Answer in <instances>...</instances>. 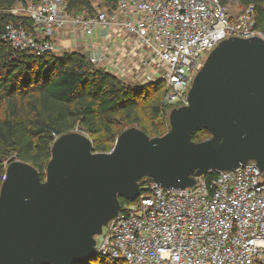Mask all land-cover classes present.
Masks as SVG:
<instances>
[{
    "label": "built area",
    "instance_id": "1",
    "mask_svg": "<svg viewBox=\"0 0 264 264\" xmlns=\"http://www.w3.org/2000/svg\"><path fill=\"white\" fill-rule=\"evenodd\" d=\"M230 1L235 8L219 0H89L76 10L66 0L17 2L8 11L34 29L10 23L3 39L39 55L59 50L60 34L80 46L81 31L91 64L127 69L124 80H161L172 101L185 102L204 53L229 37L264 39L253 8ZM212 172L184 189L140 191L102 227L96 254L125 264H264V172L253 160Z\"/></svg>",
    "mask_w": 264,
    "mask_h": 264
},
{
    "label": "water",
    "instance_id": "2",
    "mask_svg": "<svg viewBox=\"0 0 264 264\" xmlns=\"http://www.w3.org/2000/svg\"><path fill=\"white\" fill-rule=\"evenodd\" d=\"M168 123L155 137L129 127L108 152H95L82 131L64 133L53 142L43 180L31 164L8 162L0 185V264H75L95 256L94 237L117 215L118 197L136 198L143 177L184 189L250 160L264 172V39L220 41ZM200 128L210 137L195 142Z\"/></svg>",
    "mask_w": 264,
    "mask_h": 264
},
{
    "label": "trees",
    "instance_id": "3",
    "mask_svg": "<svg viewBox=\"0 0 264 264\" xmlns=\"http://www.w3.org/2000/svg\"><path fill=\"white\" fill-rule=\"evenodd\" d=\"M37 0H0V185L7 163L19 160L31 164L44 179L54 140L79 130L93 142L95 152H108L125 126L135 125L148 136H160L169 129L167 108L162 96L150 97L163 82L156 80L133 85L110 71L94 66L86 54L64 50L41 54L14 48L3 39L6 26L21 24L34 29L30 18L11 14L17 2ZM229 0H219L223 5ZM253 8L255 27L264 34V0H238ZM76 10L89 0H66ZM147 100V103L142 101ZM139 111L146 116L144 122ZM210 137L200 128L192 140ZM215 172L204 178L209 181ZM151 180H139L141 192L149 190ZM119 198L123 207L129 200ZM75 264H125L110 256H92Z\"/></svg>",
    "mask_w": 264,
    "mask_h": 264
},
{
    "label": "rangeland",
    "instance_id": "4",
    "mask_svg": "<svg viewBox=\"0 0 264 264\" xmlns=\"http://www.w3.org/2000/svg\"><path fill=\"white\" fill-rule=\"evenodd\" d=\"M228 3L231 4V6L233 8H235V3L233 1H228ZM19 5V4H18ZM77 37L78 38H82V41L85 43L86 41L84 39H87L85 36H83V33L81 31H77ZM57 43V45H55L59 50L55 51V53H60L61 51L65 50V47H67V50L68 51H77V52H80V53H83L85 54V48H84V45H80V46H74L73 45V42L71 40L69 41H64L63 43H60L58 42V40L54 39V43ZM64 45L65 47H62L61 46ZM99 44H102V43H99ZM207 53H204V56L205 58L207 57ZM113 74L116 75V73L114 72H111ZM157 80V79H156ZM155 80V81H156ZM126 82H129L130 84H133V85H142V84H146V83H149V82H153V81H148L147 79H140V78H130V79H126ZM155 96H162L163 98V102L164 103H167L169 105V108H167V114L169 113V111L172 109V108H175V107H179L181 105H183L185 102L183 100H179V101H172V99L169 98L170 96V89H168L167 87H165L164 83H163V86L160 88L159 91H156V92H153L151 93L150 97L153 98ZM147 100L149 99H146L144 101H142L144 104L147 103ZM143 121L145 122L146 121V116L145 114H143L142 111H139ZM135 126V125H133ZM133 126H125L124 127V130L129 128V127H133ZM136 127V126H135ZM168 131V129H167ZM166 131V132H167ZM165 132V133H166ZM150 137H155V136H150ZM208 138V137H207ZM206 138V139H207ZM205 140V139H204ZM95 240L97 243H100L101 242V236H98L96 235L95 236Z\"/></svg>",
    "mask_w": 264,
    "mask_h": 264
},
{
    "label": "crops",
    "instance_id": "5",
    "mask_svg": "<svg viewBox=\"0 0 264 264\" xmlns=\"http://www.w3.org/2000/svg\"><path fill=\"white\" fill-rule=\"evenodd\" d=\"M66 35V36H65ZM60 34L59 36H58V38L56 39V40H58V42H59V44L60 43H63L64 41H69V40H71L72 42H73V44H74V41L72 40V38L70 37V36H68L67 34ZM77 39H78V42H80V45H84V42L82 41V38H78L77 37ZM95 41L99 44V43H102V38L99 36V33L98 32H96V34H95ZM85 41H88V39H84ZM55 45H57V43L55 42ZM61 46L62 47H65L64 45H62L61 44ZM65 50H67V47H65ZM120 67H118V66H116V67H108L107 68V70L108 71H110V72H114V73H116V75L117 76H119L122 80H124L123 79V75L125 74V72H127L128 73V70L127 69H125L124 71V73L122 74L121 72H120ZM129 78V77H128ZM127 78V79H128ZM124 81H126V80H124Z\"/></svg>",
    "mask_w": 264,
    "mask_h": 264
}]
</instances>
